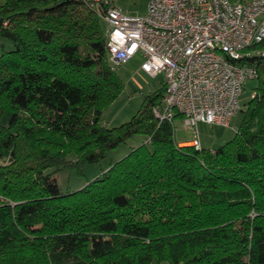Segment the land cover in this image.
Returning a JSON list of instances; mask_svg holds the SVG:
<instances>
[{
	"label": "trees",
	"instance_id": "1",
	"mask_svg": "<svg viewBox=\"0 0 264 264\" xmlns=\"http://www.w3.org/2000/svg\"><path fill=\"white\" fill-rule=\"evenodd\" d=\"M109 3H111L109 1ZM94 0H4L0 41V264H264V56L233 139L176 141L146 96L118 126L124 84ZM255 49L264 50V45ZM146 141L78 190L57 175Z\"/></svg>",
	"mask_w": 264,
	"mask_h": 264
},
{
	"label": "built area",
	"instance_id": "2",
	"mask_svg": "<svg viewBox=\"0 0 264 264\" xmlns=\"http://www.w3.org/2000/svg\"><path fill=\"white\" fill-rule=\"evenodd\" d=\"M107 49L113 66L143 57L140 70L165 74L162 104L153 109L161 121L181 119L196 135L198 125L229 127L241 112L247 80L257 69L245 63L264 45V0H149L143 16H131L109 3Z\"/></svg>",
	"mask_w": 264,
	"mask_h": 264
},
{
	"label": "rangeland",
	"instance_id": "3",
	"mask_svg": "<svg viewBox=\"0 0 264 264\" xmlns=\"http://www.w3.org/2000/svg\"><path fill=\"white\" fill-rule=\"evenodd\" d=\"M118 8L131 16H143L147 12L148 0H111ZM101 29L106 36L108 25L104 18H100ZM13 48L11 42L7 40L0 41V53L3 50L9 51ZM264 51V50H263ZM110 60V58H109ZM111 62V61H110ZM143 57L139 53L133 59L121 66H115L116 74L124 84L123 91L117 99L103 111L102 124L106 127H118L130 121L134 115L140 110L143 100L146 96L153 95L162 90L165 83V74L161 73L157 77L152 78L140 71ZM112 64V62H111ZM113 65V64H112ZM257 85V80H247L245 89L241 97V105L244 107L252 98L254 88ZM241 114L234 117L229 127L209 124L198 125V138L201 147L214 151L227 142L231 141L236 133V130L241 122ZM175 137L178 142L191 141L195 138L194 131L190 128L185 129L181 119L174 121ZM146 141V137L137 136L130 140L127 144L115 149L101 160L99 163L87 164L83 168L84 174L78 175L75 170L66 169L57 175L58 183L61 189L66 192L68 190H78L86 185L87 181L99 176L103 171H106L110 164L116 162L132 148L138 147Z\"/></svg>",
	"mask_w": 264,
	"mask_h": 264
},
{
	"label": "crops",
	"instance_id": "4",
	"mask_svg": "<svg viewBox=\"0 0 264 264\" xmlns=\"http://www.w3.org/2000/svg\"><path fill=\"white\" fill-rule=\"evenodd\" d=\"M114 6H116L117 7V5L114 3V2H112L111 0H109ZM232 1H234V2H240V1H247V0H232ZM4 3V0H0V6L2 5ZM148 3H149V0H148ZM147 8H148V4H147ZM146 8V9H147ZM134 58V57H133ZM132 58V59H133ZM131 60V59H130ZM143 63V62H142ZM141 71V70H140ZM142 72V71H141ZM145 74V73H144ZM146 75V74H145ZM148 76V75H147ZM176 135V134H175ZM176 138V137H175ZM178 142V141H177ZM189 142L190 141H188V140H186L185 142H179L180 143V145H186V144H189Z\"/></svg>",
	"mask_w": 264,
	"mask_h": 264
}]
</instances>
